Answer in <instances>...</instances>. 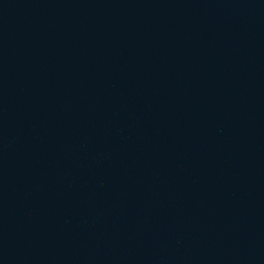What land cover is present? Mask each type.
Wrapping results in <instances>:
<instances>
[{
  "label": "water",
  "instance_id": "water-1",
  "mask_svg": "<svg viewBox=\"0 0 264 264\" xmlns=\"http://www.w3.org/2000/svg\"><path fill=\"white\" fill-rule=\"evenodd\" d=\"M0 264H264V0H0Z\"/></svg>",
  "mask_w": 264,
  "mask_h": 264
}]
</instances>
